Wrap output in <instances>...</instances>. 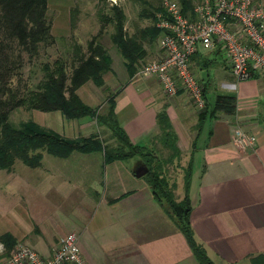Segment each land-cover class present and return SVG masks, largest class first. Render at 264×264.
Instances as JSON below:
<instances>
[{
    "label": "crops",
    "instance_id": "obj_1",
    "mask_svg": "<svg viewBox=\"0 0 264 264\" xmlns=\"http://www.w3.org/2000/svg\"><path fill=\"white\" fill-rule=\"evenodd\" d=\"M147 50L144 62L160 58V37ZM114 55L117 53L112 54L105 85L88 81L78 89L79 96L91 107L102 108L109 92L118 91L115 109L121 125L133 143L148 147L157 144L153 139L159 130L157 114L166 111L185 160L194 153L190 195L196 241L216 264H264V75L238 79L223 50H199L191 64L205 88L207 103L212 106L218 93L234 94L238 103L235 114L209 115L199 129L201 109L187 92L166 95L155 76L131 77L124 59ZM12 113L71 140L102 138L105 131L94 117L69 119L60 110L17 107ZM237 125L257 136L255 148L240 149L234 144ZM104 136L107 143H116L109 133ZM79 154L81 164L74 167L73 174H64L65 179L56 182L52 175L55 167L43 164L45 155L38 167L20 165L17 160L12 170L0 169L7 195L12 194L11 183L25 187L34 180L67 187L66 197L74 196V188L81 189L76 193L80 199L70 200L73 230L47 242L46 253L53 252L61 237L76 231L88 264H200L175 220L154 198L147 178L136 175L144 166L141 156L107 163L103 151ZM73 156L78 155L61 158ZM20 196L24 193H17L16 197ZM19 204L17 200L14 205ZM25 233L15 229L12 234L17 241L29 244Z\"/></svg>",
    "mask_w": 264,
    "mask_h": 264
},
{
    "label": "trees",
    "instance_id": "obj_2",
    "mask_svg": "<svg viewBox=\"0 0 264 264\" xmlns=\"http://www.w3.org/2000/svg\"><path fill=\"white\" fill-rule=\"evenodd\" d=\"M112 1L108 2L110 5L107 11L103 6L98 9L99 19L113 27L110 45L103 41L102 27L88 41L86 48L73 44L70 58L59 57L52 63L44 62L43 77L32 87H24L20 81L22 75L19 76L18 86L14 81L25 62V54L32 60L55 42L53 21L48 15L49 0H0V169L12 170L17 160L29 167H38L44 152L68 157L74 151H103L107 163L141 156L149 168L146 178L154 198L175 220L198 262L216 264L206 249L196 241L191 224L193 204L190 190L194 153L189 161L185 160L167 112L163 110L157 114L159 130L153 136L157 144L154 147L137 145L131 141L117 116L115 99L118 91L109 92L102 108L91 107L78 94V89L88 81L97 86L105 85V74L112 69V52L115 53V47L124 59L129 75L135 76L147 56V46H153L162 35L163 31L156 24V14L162 10L163 0H139L142 5L140 19L151 22L143 27L132 23L134 30L129 25L125 7ZM176 1L182 6L183 12L189 15L200 0ZM74 12L78 13L79 9H73ZM75 20L76 16L72 15L73 25ZM17 107L41 111L60 110L69 119L94 117L105 131L102 138L92 136L71 140L44 129L33 120L15 126L10 118ZM237 107L236 95L218 93L212 106L207 103L201 109L197 127L200 129L209 115L222 112L233 115ZM104 132L109 133L116 143H107ZM193 147H196V140ZM173 172L177 173L176 178ZM180 177L184 179V196L177 199ZM0 240L9 249L17 242V238L10 232L0 234Z\"/></svg>",
    "mask_w": 264,
    "mask_h": 264
},
{
    "label": "built area",
    "instance_id": "obj_3",
    "mask_svg": "<svg viewBox=\"0 0 264 264\" xmlns=\"http://www.w3.org/2000/svg\"><path fill=\"white\" fill-rule=\"evenodd\" d=\"M115 1V0H114ZM162 55L142 63L136 75L155 76L168 96L185 91L198 109L207 106L205 88L192 68L200 50L220 48L238 79L256 73L264 75V2L262 0H200L191 14H185L176 0H163L156 14ZM96 119V118H95ZM257 136L237 125L234 144L255 148ZM0 264H88L72 231L61 237L53 252L41 254L33 246L17 241L9 249L0 240Z\"/></svg>",
    "mask_w": 264,
    "mask_h": 264
},
{
    "label": "rangeland",
    "instance_id": "obj_4",
    "mask_svg": "<svg viewBox=\"0 0 264 264\" xmlns=\"http://www.w3.org/2000/svg\"><path fill=\"white\" fill-rule=\"evenodd\" d=\"M110 1L112 0H49L48 15L53 21L52 33L55 37V42L45 47V50L43 49L41 51L40 56L38 55L32 60L25 54V62L22 63V67L19 70L17 69L20 73L15 78L14 84L18 86L19 76L22 75L23 78L20 79L22 81L21 84L24 87H32L43 77L44 70L42 67L44 62L52 63L59 57L63 59L70 58V52L74 49L73 44H80L83 49L86 48L88 41L102 27L104 29L103 41L107 45H110V35L113 32V27L110 23L101 21L98 16L99 7L103 6L107 11L110 5L108 2ZM115 1L125 7L129 17V25H132V30H134L132 23H137L142 27L150 24V20H142L139 17L142 7L139 0ZM75 8L79 9L78 13H73V9ZM72 15L76 16L74 25L72 24ZM15 49L17 50V48ZM114 50L117 53V55H114L115 57H122L116 47ZM200 50L203 51L201 46ZM112 54L114 53L112 52ZM27 119L17 113H11L10 121L15 126H19L21 122ZM73 153L78 156L61 158L44 152V166H54L56 170V172H52V175L55 177L53 182L65 179L64 174H73L74 167L81 164L79 153L82 152L74 151ZM17 162L20 165L23 163L20 160ZM35 171L33 172L34 174L40 170ZM173 175L176 178L177 173L173 172ZM144 176L147 177L146 174ZM39 182L41 181H29L25 187L11 183L8 186L12 194L7 195L6 183L0 177V232L9 231L13 233L15 229L20 230L23 234L28 232V240L31 245H33V242H36L37 245L34 248L41 254L47 255L48 253L46 252L49 246L47 242L58 238L65 232L73 230L72 225H70L72 222L70 209L73 206L70 200L74 202L79 200V194L76 193H79L81 189L74 188V196L66 197L67 187H51L48 183L42 184ZM76 183L79 186L84 185V181H77ZM17 193H21V195L24 193V196L17 198ZM176 195L177 199L184 196L183 177H180ZM17 200L20 203L18 206L14 205Z\"/></svg>",
    "mask_w": 264,
    "mask_h": 264
},
{
    "label": "water",
    "instance_id": "obj_5",
    "mask_svg": "<svg viewBox=\"0 0 264 264\" xmlns=\"http://www.w3.org/2000/svg\"><path fill=\"white\" fill-rule=\"evenodd\" d=\"M148 171H149V168L144 164V166L141 169L136 170V175L140 177L148 173Z\"/></svg>",
    "mask_w": 264,
    "mask_h": 264
}]
</instances>
